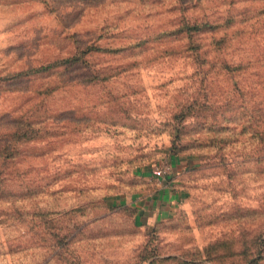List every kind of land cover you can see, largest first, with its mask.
<instances>
[{
  "label": "rangeland",
  "instance_id": "1",
  "mask_svg": "<svg viewBox=\"0 0 264 264\" xmlns=\"http://www.w3.org/2000/svg\"><path fill=\"white\" fill-rule=\"evenodd\" d=\"M0 264H264V0H0Z\"/></svg>",
  "mask_w": 264,
  "mask_h": 264
},
{
  "label": "crops",
  "instance_id": "2",
  "mask_svg": "<svg viewBox=\"0 0 264 264\" xmlns=\"http://www.w3.org/2000/svg\"><path fill=\"white\" fill-rule=\"evenodd\" d=\"M185 168L183 162L172 160L167 175L155 183V191L145 192L136 198H119L113 202L134 206L138 210L137 218L143 227L169 219L188 198Z\"/></svg>",
  "mask_w": 264,
  "mask_h": 264
},
{
  "label": "trees",
  "instance_id": "3",
  "mask_svg": "<svg viewBox=\"0 0 264 264\" xmlns=\"http://www.w3.org/2000/svg\"><path fill=\"white\" fill-rule=\"evenodd\" d=\"M257 261V260H256Z\"/></svg>",
  "mask_w": 264,
  "mask_h": 264
}]
</instances>
